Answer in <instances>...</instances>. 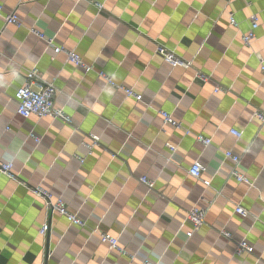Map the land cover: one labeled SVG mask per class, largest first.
<instances>
[{"label":"crops","instance_id":"obj_1","mask_svg":"<svg viewBox=\"0 0 264 264\" xmlns=\"http://www.w3.org/2000/svg\"><path fill=\"white\" fill-rule=\"evenodd\" d=\"M0 5L21 22L0 19V164H11L13 174L0 171V264H264V125L253 117L264 111V0ZM253 14L256 39L245 46ZM36 34L75 50L94 71L85 74L64 55L51 59ZM159 46L190 66L171 68L155 54ZM31 71L54 82L55 106L71 124L16 115L14 93ZM97 72L142 101L106 86ZM158 112L180 128L163 124ZM91 136L98 144L88 155ZM227 151L240 157L237 171L251 186L230 175ZM196 161L205 169L200 181L187 174ZM37 190L62 198L85 228L48 214ZM237 205L247 218L234 214ZM193 207L207 210L194 233L183 220ZM99 234L117 238L121 252ZM241 240L251 254H235Z\"/></svg>","mask_w":264,"mask_h":264},{"label":"built area","instance_id":"obj_2","mask_svg":"<svg viewBox=\"0 0 264 264\" xmlns=\"http://www.w3.org/2000/svg\"><path fill=\"white\" fill-rule=\"evenodd\" d=\"M94 6L99 11H102L103 9L102 5L100 4H94ZM0 19L4 22L5 26H14L16 28H19L21 26V22L15 14L13 13L8 15L3 14V8L1 5H0ZM249 19H250V29L246 34L242 35L241 37L242 43L245 46H249L256 39L255 31L258 28L257 16L253 14L250 16ZM229 23L231 26L236 25L234 19L231 16L229 17ZM36 35L40 39L46 41L47 48L52 53L51 59H53L55 56L58 55H64L66 61L69 64L73 65L76 68L81 69L85 74L94 71V66L91 64L89 65L85 64L75 50H67L61 45H55L53 40H48L40 34H36ZM155 54L161 57L162 60L166 64H168L171 68L183 67L187 69L190 66L188 62H183L179 60L174 55L173 52L167 51L161 46L157 47ZM260 69L264 78V67L261 66ZM97 76L98 78L103 80V82H105L106 86L122 91L125 94L126 98L134 100L137 103H140L142 101L141 95L136 94L133 90L125 89L122 86L115 84L112 78L106 76L104 73L97 72ZM196 77L199 78L201 77L200 79L202 81L206 80L199 75H197ZM219 91H220L219 88H215L214 90L215 93ZM56 94H57V90L54 86L53 81L43 82L35 71L26 73L23 84L18 89H16L13 96V101L16 106L15 107L16 115L22 119H28L30 117H36L37 119L49 118L52 121L62 122L63 124H71L70 118L63 112V110L55 106ZM158 116L162 119L163 124L168 125L175 129L180 128V123L177 122L171 115L166 114L164 112H158ZM253 117L260 124L264 125V111L254 110ZM185 133L189 134L188 131H186ZM230 134L237 139L243 136V132H237L232 130L230 131ZM198 140L203 146L210 145V140L202 139V138H199ZM97 144H98V138L95 136H91L89 145H86V153L88 155L91 154L93 148H95ZM165 147L172 153L176 151L175 148L170 144H166ZM223 159L226 161H230L234 166L233 169L231 170L230 175L233 176L237 182L243 183L247 186H251V182H249V180H247L237 171V166L240 162L239 156L233 154L231 151H227L223 153ZM0 171L4 175H6L9 179L13 180L11 164L9 163L0 164ZM204 171H205L204 167L199 162L196 161L192 163L191 167L187 171V174L192 179L200 181V177ZM140 181L142 184H144L147 187L148 191H152L153 189L152 182H149L144 178H142ZM202 185L205 188H208L210 184L208 181H202ZM37 195L42 198L45 211L48 214L50 215L55 214L57 216L65 218L70 226H74L80 229L85 228L86 222L80 217H78L76 214L69 212L62 198H55L52 194L48 192H43L38 190H37ZM260 200L262 204V209L264 210V198H261ZM206 212H207L206 209L193 207L186 213L183 220L185 223H188L192 226V233L198 231V229L202 225H204ZM234 214L242 218H247L249 215L248 211L244 210L240 205L235 206ZM47 229H48L47 224L44 223V225L41 227L40 230V235L42 237L46 236ZM220 234L225 236L226 238L228 237V234L224 232H221ZM99 240L100 242L107 244L109 246V249L117 250L121 252L117 238H113L108 234H99ZM252 252H253V248L249 246L244 240H241L236 244L235 254L237 255H240L242 253L251 254ZM144 264H155V263L146 261Z\"/></svg>","mask_w":264,"mask_h":264}]
</instances>
